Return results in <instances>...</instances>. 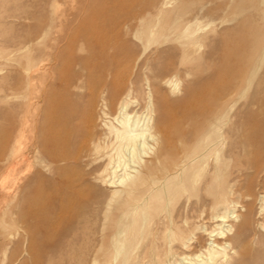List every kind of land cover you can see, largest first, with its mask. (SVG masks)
<instances>
[{
  "label": "bare ground",
  "instance_id": "bare-ground-1",
  "mask_svg": "<svg viewBox=\"0 0 264 264\" xmlns=\"http://www.w3.org/2000/svg\"><path fill=\"white\" fill-rule=\"evenodd\" d=\"M0 1V264H264V0L220 1L217 64L189 3L84 19L46 0L5 40L31 18ZM33 174L51 190L7 194Z\"/></svg>",
  "mask_w": 264,
  "mask_h": 264
},
{
  "label": "rangeland",
  "instance_id": "rangeland-1",
  "mask_svg": "<svg viewBox=\"0 0 264 264\" xmlns=\"http://www.w3.org/2000/svg\"><path fill=\"white\" fill-rule=\"evenodd\" d=\"M14 1L15 3L13 2V0H6L5 6L3 8L12 9L13 7H18L19 5L24 9L26 7V11H27L26 17H30L31 19L23 20L24 19L23 17V19L20 18L21 20L18 19V20L10 21L9 22L10 27H11V24H14L15 27L14 26L11 28L8 27L7 34L9 36L6 35L5 40L23 38V37L28 36L31 30V27L35 24V17H38L39 14H41V8L43 7L42 9H46L47 4H48V1L46 0H17V1L14 0ZM60 1L62 2L64 1L62 3V6H63V9H65V11H67L68 14L72 15L76 13V10L79 8V12L84 17V19L88 17L101 18L103 16L110 17V16H118L122 14H128V15L129 14H139L140 10L143 11V9H140V7L143 6L141 8H146L147 7L146 5H148L149 1H154L158 6H161V7H164L165 5L174 4V3H176L177 5H182L185 3L192 4L191 6L192 10L190 11L189 16H191L192 14L194 15L196 14L200 22H206V21L209 22L210 29H213L215 33L213 34V36L212 35L209 36V41L207 42L208 46L204 48L205 51L208 50L212 53L211 59L209 61L212 63L210 64H217L216 62L219 59H221L220 57L227 54V51H224L223 49H221L222 40L227 39V36L233 37L235 34L233 31L235 23L234 22L225 23L224 19L221 20L224 17L226 19V17L229 16L228 15L229 12L226 11L224 13L218 8V4L221 3L220 1H231V0H77V1L60 0ZM234 1H251V0H234ZM12 3L14 4L12 5ZM6 4H10L11 6L6 5ZM258 23L261 26V28H264V20L259 18ZM7 73L8 74L6 75L5 82L2 83L0 81L1 87H7L13 84L14 77H15L14 72L8 70ZM262 73L264 74V68L262 70ZM1 76L2 74L0 73V77ZM193 81H197V79L194 78ZM59 84H60L59 82L54 83V88L56 89V93H58V95L60 94L62 95L64 88L62 87V85H59ZM47 86H48V83L46 84L45 87ZM37 95L39 96V98H37V102L40 103L39 111H38L39 113V112H42L44 109H46V104L42 105V103L38 100V99L42 100L41 99L42 97L40 98V96L42 95H44L43 99L45 98L44 90L42 93L41 91H39ZM56 96L54 98H57ZM179 96H181V93ZM260 96L264 98V93H261ZM11 105H12L11 101L10 102L4 101L0 103V111L6 107H10ZM242 107H243V101L241 103L236 104V106L234 107L232 111V114L242 109ZM170 111H168L169 113L168 120L169 122L173 123L175 118L172 115H174V112L177 113V111H174V110H170ZM263 112H264V109H263ZM262 114L263 113L261 112V115ZM1 115L2 113H0V121H2V119L5 120ZM2 124H6V122L5 121L0 122V130H2L4 127ZM36 170L40 171L41 175H44L48 179L52 177V174L45 169L40 170L39 168H36ZM248 172L250 175H255V170H251ZM260 177L264 181V169L262 170ZM17 183L18 184H16L15 188L7 193L8 195L13 194L14 190L17 187H21L22 189L26 184H29L32 186L31 189H29V191L33 193L39 192V191L48 192L51 190L49 180H47L46 182V180H43L41 178L37 179L34 177V174L31 176V180L29 182L27 180H24V181L20 180ZM1 199H2V194H0V201Z\"/></svg>",
  "mask_w": 264,
  "mask_h": 264
}]
</instances>
